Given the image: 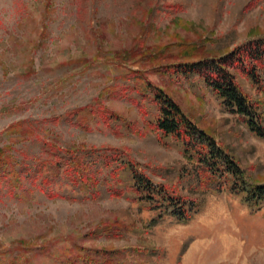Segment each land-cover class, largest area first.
I'll use <instances>...</instances> for the list:
<instances>
[{"label": "rangeland", "instance_id": "374dc122", "mask_svg": "<svg viewBox=\"0 0 264 264\" xmlns=\"http://www.w3.org/2000/svg\"><path fill=\"white\" fill-rule=\"evenodd\" d=\"M261 37L264 0H0V150L20 174L0 188V264H97L94 251L106 249L119 252L116 264H264V203L253 211L200 189L181 144L153 128L157 88L264 184V139L199 76L171 69ZM241 84L263 98L250 80ZM101 108L119 121L106 123ZM73 150L91 153L94 182L68 178ZM116 153L197 200L199 213L154 224L130 175L104 161Z\"/></svg>", "mask_w": 264, "mask_h": 264}, {"label": "trees", "instance_id": "16d2710c", "mask_svg": "<svg viewBox=\"0 0 264 264\" xmlns=\"http://www.w3.org/2000/svg\"><path fill=\"white\" fill-rule=\"evenodd\" d=\"M171 69L177 74L199 76L222 100L229 112L242 117L250 131L264 139V120L261 114L264 107L263 37L250 41L224 56L202 58L199 62H180ZM243 78L250 80L258 93L263 95L261 100L256 101L245 90L241 84ZM153 92L154 102L159 110L153 128L164 138L171 137L181 144L185 156L197 166V178L202 186L200 189L227 192L240 197L249 209L257 210L264 203V184L252 179L232 155L227 154L213 138L190 120L174 98L157 88L153 89ZM98 112L101 119H105L109 125L113 120L119 121V118L105 108ZM82 117L83 113L80 110L72 112L67 120L76 123V120ZM49 147L58 150L54 145ZM79 151L77 154L76 150L66 154L65 161L71 163L68 166V178L74 185H79L80 182L90 184L88 179L91 178L94 182L95 177L85 159L91 153L80 156ZM103 159L108 167L118 163L119 168L116 171L122 170L130 175L129 191L137 195V201L144 209L155 213L154 224L160 223L166 217H172L181 223H189L201 210L202 205L197 200H188L180 195L176 188L156 185L140 172L134 163L122 162L118 153L106 155ZM12 160L6 151L0 150V188L11 175L17 180L20 179L19 172L10 174L8 170L14 166ZM94 253L102 255V260H98L97 264H116L114 257L119 254L118 251L110 249L96 250ZM78 259H71L70 264H78ZM91 261L90 256L83 258V262L87 264H91Z\"/></svg>", "mask_w": 264, "mask_h": 264}]
</instances>
